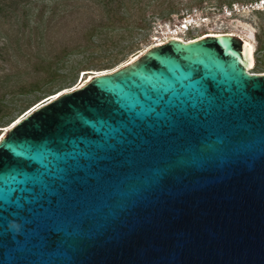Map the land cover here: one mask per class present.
Wrapping results in <instances>:
<instances>
[{
    "label": "water",
    "instance_id": "95a60500",
    "mask_svg": "<svg viewBox=\"0 0 264 264\" xmlns=\"http://www.w3.org/2000/svg\"><path fill=\"white\" fill-rule=\"evenodd\" d=\"M253 59L239 35L171 38L28 108L2 134L0 176L14 168L43 170L6 144L16 152L46 146L62 153L71 148L65 141L82 149L81 140L101 142L107 129L100 120L118 127L129 119L118 103L122 93L155 106L161 96L186 101L202 86L230 123L206 124L207 105H198L189 108L199 119L184 138L167 126L144 128L142 138L125 133L126 141L139 145L136 151L120 152L125 143L117 151L97 150L103 159L81 158L79 170L67 180L48 181L35 202L11 189V199L3 200L0 183V264H264V72L249 71ZM162 80L172 86L166 82L153 95L149 90ZM202 137L220 149L211 160L196 147ZM62 185L72 189L71 197ZM52 212L64 226L76 218L71 243L48 219Z\"/></svg>",
    "mask_w": 264,
    "mask_h": 264
},
{
    "label": "rangeland",
    "instance_id": "374dc122",
    "mask_svg": "<svg viewBox=\"0 0 264 264\" xmlns=\"http://www.w3.org/2000/svg\"><path fill=\"white\" fill-rule=\"evenodd\" d=\"M252 2L238 0L229 7L219 0H33L24 26L20 1L16 16L0 21V97L10 99L0 111V135L44 96L123 65L183 15L193 16L190 29L176 32L184 39L233 32L256 48L258 34L264 42V8L257 10ZM254 60L249 71L264 72V50L254 53ZM21 84L39 88L17 94Z\"/></svg>",
    "mask_w": 264,
    "mask_h": 264
},
{
    "label": "snow or ice",
    "instance_id": "6c2138e0",
    "mask_svg": "<svg viewBox=\"0 0 264 264\" xmlns=\"http://www.w3.org/2000/svg\"><path fill=\"white\" fill-rule=\"evenodd\" d=\"M189 79H191V77H189ZM166 82L168 81H160L149 91L152 92L153 95L158 96L159 93L154 90L163 87ZM168 83L169 87H171V83ZM101 86L111 87L108 82H102ZM193 91L195 95L193 96L190 94L186 98V101L177 98L176 102L169 103L165 97L161 96L158 100L154 101L155 106L141 103L137 98L136 93H122L118 99V103L122 109L127 111L129 119L126 122L121 121L118 127H113L106 120H100L99 124L107 129V131L103 132L102 141L95 142L81 140L80 143L85 145L84 149H82L74 140L71 142L65 141V143H71V148L62 153L53 152L46 146L38 148L36 151L27 148L24 151L16 152V148L13 145H4L5 148H9L15 152L17 156H23L26 157L27 160L37 162L40 165V169L43 170L41 171L37 169L34 173H30L21 168H14L6 176H0V183H3L5 185L4 189H6L3 200L11 199V196L7 194L9 189H11L13 193L17 190L22 194L29 193L32 202L43 198L44 192L49 188L48 181L54 182L57 179L67 180L72 176V173L82 167L80 163L81 158L87 160H94L97 158L103 159L104 157H97V150L117 151L118 145H124L127 143V149L122 148L120 149V152L136 151L139 148V145L133 147L134 142L126 141L125 133L135 137H141V131H143L144 128L159 132L162 126H167L169 129L178 133V138H184L187 135L186 128L192 123V121L199 119L196 112H189V108L196 109L198 105H207V107L203 108L206 117V124H216L219 127H223L225 124L230 123L226 112L215 104L213 98L208 97L206 89L200 86L194 88ZM214 107L216 108L215 113L212 111V108ZM142 125L143 128L141 127ZM4 131L7 132L8 129H4ZM205 132H208L207 127L205 128ZM208 135L210 136L211 133L209 132ZM2 139H4V137L0 135V140ZM109 141H115V143H110ZM196 147L208 160H211L213 154L220 151L215 143L209 142L207 137H202ZM224 150H229L227 145H225ZM48 157H52V159L49 160ZM97 179H99V176H97ZM156 182H158V178ZM9 183L18 186L23 185V187H9ZM28 185H32V187L29 188ZM62 187L65 188L70 197L73 195L72 189L68 185H62ZM37 188L39 191H37ZM56 215L57 213L52 212L49 214L48 219L55 226L56 232H62L64 234L63 242L71 243L72 237L79 230L78 225L72 227L76 218L72 217L68 221V225L64 226L56 222ZM44 227L47 229L48 225H45ZM69 228H72V230L70 231ZM41 243L42 245H46L47 241L42 239Z\"/></svg>",
    "mask_w": 264,
    "mask_h": 264
},
{
    "label": "trees",
    "instance_id": "16d2710c",
    "mask_svg": "<svg viewBox=\"0 0 264 264\" xmlns=\"http://www.w3.org/2000/svg\"><path fill=\"white\" fill-rule=\"evenodd\" d=\"M20 1H23V0H0V21L2 18H6L7 16H10V17L13 15L16 16L17 11L20 9V8H18L20 6ZM32 1L33 0H24V3H23L22 13H23V16L25 19L23 22L24 26L26 25L25 21H27L29 19V15L31 14V6H29V4ZM250 1H258V0H250ZM197 2L200 4L202 2V0H197ZM235 2H238V0H219V5L224 3L230 7ZM25 4H28L27 8H24ZM257 10H260V9H257ZM262 10H264V9H262ZM200 35H202V34H200ZM257 39H258V42H257L256 48H254V53L259 52L261 50H264V42H263L260 34L257 35ZM17 88H18V90L16 91V93L17 94L20 93L21 95H23V94H27L31 91L38 90L39 87H33L32 85L26 86L24 84H21ZM46 96H48V95H46ZM46 96H44V97H46ZM5 100H6L5 97H2V96L0 97V111L3 107L6 108L8 106V105H6L7 103L5 102ZM7 100H8V102L10 101V99H7ZM38 101H36V102H38ZM35 103H33V104H35ZM32 105H30V106H32ZM30 106L27 107L25 110L30 108ZM24 111H22L20 114L22 115L24 113ZM0 118H2V117H0Z\"/></svg>",
    "mask_w": 264,
    "mask_h": 264
},
{
    "label": "built area",
    "instance_id": "2783aa9c",
    "mask_svg": "<svg viewBox=\"0 0 264 264\" xmlns=\"http://www.w3.org/2000/svg\"><path fill=\"white\" fill-rule=\"evenodd\" d=\"M252 5H259L257 8L262 9L264 8V0L254 1L251 3V6ZM192 24H193V16H191L190 14L183 15L181 20L175 23L173 26H168V27L165 26L163 27V29H161V31L155 33L151 39V45L160 42L163 43L167 41L168 40L167 37L173 36L171 34H176L177 30L179 29H183L184 31H187L192 27ZM193 39L195 38L193 37ZM193 39L188 38V39H184V41L193 40Z\"/></svg>",
    "mask_w": 264,
    "mask_h": 264
},
{
    "label": "bare ground",
    "instance_id": "6f19581e",
    "mask_svg": "<svg viewBox=\"0 0 264 264\" xmlns=\"http://www.w3.org/2000/svg\"><path fill=\"white\" fill-rule=\"evenodd\" d=\"M218 33H231V34H235V35H239L240 37H242L249 45H250V49H251V51L253 52L254 51V45H253V43L247 38V37H244V36H242V35H240V34H237V33H233V32H213V33H208V34H206V35H203V36H207V35H216V34H218ZM171 35H173V36H170V37H167V39H171V38H175V39H180V40H184V38H182V37H178L179 35H177V34H171ZM198 37H201V36H197V37H194L195 39L196 38H198ZM190 39H193V37H191ZM162 42H160V43H156V44H153V45H149V46H147L143 51H145L146 49H148V48H150V47H152V46H154V45H159V44H161ZM142 51V52H143ZM141 52V53H142ZM141 53H139L138 55H140ZM138 55H136V56H134L133 58H131L129 61H127L126 63H124L123 65H125V64H128V63H130L131 61H133L134 59H136L137 57H138ZM253 61V64H252V66L254 65V59L252 60ZM123 65H121V66H123ZM121 66H119V67H121ZM119 67H117V68H119ZM117 68H115V69H117ZM115 69H113V70H115ZM113 70H110V71H113ZM110 71H98L97 73H95V74H99V73H107V72H110ZM95 74H93V75H95ZM93 75H89L85 80H83L84 79V76L81 78V80H80V84L78 85V86H81V85H83L86 81H88ZM78 86H76V87H78ZM76 87H74V88H76ZM74 88H72V89H74ZM63 91H67V90H58V91H56L53 95H58L59 93H61V92H63ZM31 107V106H30ZM27 110H25L24 112H26ZM21 116V114L20 115H18L17 117H15L10 123H9V125H11L13 122H15L17 119H19V117ZM9 125H7L4 129H8V127H9ZM4 129H3V132H2V134L5 132L4 131ZM1 134V135H2Z\"/></svg>",
    "mask_w": 264,
    "mask_h": 264
},
{
    "label": "clouds",
    "instance_id": "9594fccd",
    "mask_svg": "<svg viewBox=\"0 0 264 264\" xmlns=\"http://www.w3.org/2000/svg\"><path fill=\"white\" fill-rule=\"evenodd\" d=\"M259 9V8H258Z\"/></svg>",
    "mask_w": 264,
    "mask_h": 264
}]
</instances>
